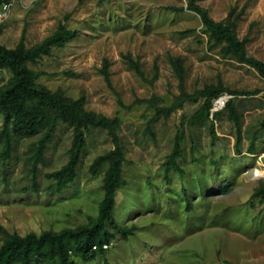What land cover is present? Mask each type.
<instances>
[{"label":"rangeland","instance_id":"rangeland-1","mask_svg":"<svg viewBox=\"0 0 264 264\" xmlns=\"http://www.w3.org/2000/svg\"><path fill=\"white\" fill-rule=\"evenodd\" d=\"M7 1L0 44L8 48H32L59 26L75 31L26 62L35 83L118 119L124 184L113 211L126 235L109 226L106 253L72 256V264H264V77L210 40L188 0ZM196 3L264 62V0ZM12 77L0 67V91ZM212 86L231 98L235 116L223 107L217 119L192 122L205 100L199 92ZM184 95L196 99L179 105ZM5 118L0 108V129ZM49 122L27 134L9 123L12 148L0 155V245L5 231L40 234L98 215L109 163H95L115 149L111 135L80 126L75 177L58 190L52 173L69 162L75 128L59 118L37 161ZM176 144L180 170L166 167Z\"/></svg>","mask_w":264,"mask_h":264},{"label":"trees","instance_id":"trees-1","mask_svg":"<svg viewBox=\"0 0 264 264\" xmlns=\"http://www.w3.org/2000/svg\"><path fill=\"white\" fill-rule=\"evenodd\" d=\"M3 1L5 0H0V3ZM188 8L200 15L204 31L209 34L210 40H213L214 44H223L221 50L224 54H229L238 61L250 64L264 77V62L247 54L244 42L235 35L228 25L213 20L207 11L196 3V0H188ZM74 35L75 31L59 26L53 35L32 48L26 49L20 44L17 48L12 49L0 44V67H8L13 71L10 84L0 91V108L6 114L4 124L0 129V144L2 145L0 155L6 159L12 148L13 129L10 130L9 123L14 122L15 132L27 134L36 130L40 125H46L48 119H51L41 139V146L35 153V158L40 161L42 145L53 134L57 120L65 118L74 125L75 137L69 162L60 170L52 173L55 177L54 187L62 190L74 179L76 165L84 146V132L80 126H85L86 130L90 127L104 128L111 135L115 145L114 150L99 156L95 163L97 167L105 161L109 163L104 177L106 194L100 203L98 215L89 217L83 225L60 230L49 229L40 234L30 232L19 235L5 231L0 245V264H72L70 260L72 256H78L84 260H94L98 255L106 253L103 245L110 243L113 238L109 226L123 236L126 235V229L117 225L113 211L116 190L124 184V179L121 176L123 153L117 134L118 119L86 111L80 101L70 100L44 86L37 85L35 73L26 65L28 60H34L48 52L54 45L64 44ZM137 70L141 73L140 69L137 68ZM223 94L221 87L212 86L201 90L199 95L205 100L193 115L192 122L209 118L210 114L213 119H217L222 113L221 109L214 112L210 110L213 100ZM195 99L196 97L191 95H184L179 105L183 100ZM224 107L230 109L232 116H235L236 111L231 98L226 101ZM179 150V145L176 144L174 151L168 156L167 168L173 165L180 170L176 163Z\"/></svg>","mask_w":264,"mask_h":264},{"label":"built area","instance_id":"built-area-1","mask_svg":"<svg viewBox=\"0 0 264 264\" xmlns=\"http://www.w3.org/2000/svg\"><path fill=\"white\" fill-rule=\"evenodd\" d=\"M11 9V2L10 1H3L0 3V19H4L8 16ZM229 99L227 94L220 95L216 99L213 100L211 112L217 111L222 109L225 106L226 101ZM104 248L107 247V245H103ZM95 248V246H93Z\"/></svg>","mask_w":264,"mask_h":264}]
</instances>
